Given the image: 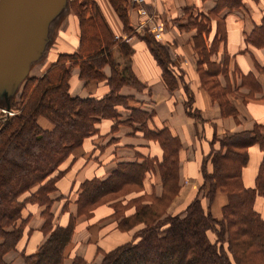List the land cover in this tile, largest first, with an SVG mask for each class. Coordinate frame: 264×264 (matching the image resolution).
I'll return each mask as SVG.
<instances>
[{"label": "trees", "instance_id": "16d2710c", "mask_svg": "<svg viewBox=\"0 0 264 264\" xmlns=\"http://www.w3.org/2000/svg\"><path fill=\"white\" fill-rule=\"evenodd\" d=\"M109 1L123 21L125 30L131 31L129 0ZM242 4L243 0H217L216 9ZM69 5L79 20L77 48L71 52H60L42 75L28 76L19 95V106L13 114L0 119V151L21 137L25 129L34 144H41L48 151L31 155L27 163L29 169L20 177L15 167L7 176L5 186L9 191L0 202V264H11L5 257L11 250L18 251L26 264H64L76 226L75 217L70 216L66 225H54V215L49 211L52 202L49 194L56 189L57 181L64 173L61 164L86 137L98 132L97 125L102 118L114 120L113 130L120 123L131 125L133 132L158 143L162 155L148 154L140 161L119 162L107 177H93L81 184L77 215L89 214L95 206L110 202L119 218L117 226L121 230L144 224L134 231L129 241L103 251L98 264H174L177 260V264H264V214L257 207L258 199L264 198V124L256 123L250 130L226 134L221 138L212 137L201 158L202 183L197 195L182 213L167 212L180 188L181 141L169 127L155 126L152 122L154 112L143 109L133 95L119 93L120 87L126 83L139 89L145 87L128 70L129 66L113 70L107 79L109 91L101 97H80L70 93L71 65L78 64L80 75L87 80L102 79L104 52L109 54L116 40L97 0H69ZM197 16L199 14H192L188 24L197 22L199 30H204L207 21H196ZM144 37L161 68L165 84L174 89L181 76L174 71L166 46L148 28H145ZM246 42L254 47H264V18L246 36ZM197 46L199 54L204 57L207 47L203 42ZM121 47L127 54L131 51L124 43ZM209 65L208 69L201 67V73L216 68H212V63ZM212 84L218 89L223 112L235 113L225 95L227 88L217 82ZM242 84H247L250 89L243 94L244 97L255 96L257 92L264 96L263 85L252 74H247ZM55 89L59 91L58 100L51 97ZM185 106L189 115H196L191 111L190 98ZM11 108H14L13 103ZM42 118L48 121V126L41 123ZM52 138H57L59 143L50 150L48 147L54 144ZM217 140L218 147H215ZM254 144L260 147L263 156L254 185L246 186L243 168L249 160V146ZM147 175H158L163 187L160 195L144 191ZM15 178L19 181L15 182ZM201 190H204L203 196L207 197L208 203L199 195ZM218 190L227 195L221 216L211 209L212 199ZM132 193L134 195L131 196ZM27 202H38L44 206L42 230L48 234L32 253L19 249L27 233V217L23 214ZM87 262L80 255L72 260V264Z\"/></svg>", "mask_w": 264, "mask_h": 264}, {"label": "crops", "instance_id": "0c3cea01", "mask_svg": "<svg viewBox=\"0 0 264 264\" xmlns=\"http://www.w3.org/2000/svg\"><path fill=\"white\" fill-rule=\"evenodd\" d=\"M97 3L116 42L109 54L104 52L102 79L87 80L80 75L78 64L71 65L70 93L80 97H101L109 91L107 79L113 70H123L129 66L128 70L145 87L139 89L126 83L120 87L119 93L133 95L143 109L154 112L152 122L155 126L169 127L181 141L178 171L180 188L168 208L169 213L180 212L197 195L202 183L201 158L209 148L208 141L214 136L221 138L226 134L250 130L256 123L264 124V96L257 92L255 96L244 97L243 94L250 89L247 84H242L245 76L252 74L264 87V47H254L246 42V36L264 18V0H243L239 7L219 10L216 9L217 0H146V7L164 25L159 41L166 46L173 69L181 76L174 89H170L162 78L161 68L144 37L145 30L135 29L137 10L129 6V24L133 29L128 32L109 0H97ZM192 14H199L196 21H207L204 30H199L197 22L188 24ZM68 20L57 28L53 36L51 29L42 54L46 58L45 70L60 52H71L77 48L79 20L72 11H69ZM124 35H129L130 39H122ZM202 42L207 47L204 57L199 54L197 46ZM122 43L130 47L128 54L123 51ZM211 63L212 68H216L201 73V67L208 69ZM206 75L209 78L205 79ZM210 78L219 86L227 88L225 95L235 113L223 112L217 87L205 83ZM188 98L191 99L195 116L187 113L185 102ZM3 115L0 114V119ZM41 123L48 126L44 118ZM113 123L114 120L110 118L99 121L98 132L86 137L61 164L64 173L58 179L56 189L49 194L52 199L49 211L54 215V225H66L70 216L75 217L76 226L64 264H72L76 255L85 257L87 264H98L103 251L129 241L134 231L144 225L138 223L130 230L118 228L119 218L115 216L110 202L95 206L89 214L77 215V199L83 181L107 177L119 162L140 161L148 154L162 155L158 143L133 132L131 125L120 123L113 130ZM214 145L218 147V140ZM262 156L258 145L249 146V160L243 168L246 186L254 185ZM162 188L158 175H147L144 179V191H154L160 195ZM226 202L227 195L218 190L211 202L214 214L221 216V208ZM259 202H264V198H260ZM43 210L44 206L38 202H27L23 210L27 217V233L19 249H25L26 253L36 251L47 238L48 234L42 230L45 222ZM5 257L11 264H26L16 250L9 251Z\"/></svg>", "mask_w": 264, "mask_h": 264}, {"label": "water", "instance_id": "95a60500", "mask_svg": "<svg viewBox=\"0 0 264 264\" xmlns=\"http://www.w3.org/2000/svg\"><path fill=\"white\" fill-rule=\"evenodd\" d=\"M67 0H0V96L6 99L44 52L49 26Z\"/></svg>", "mask_w": 264, "mask_h": 264}, {"label": "rangeland", "instance_id": "374dc122", "mask_svg": "<svg viewBox=\"0 0 264 264\" xmlns=\"http://www.w3.org/2000/svg\"><path fill=\"white\" fill-rule=\"evenodd\" d=\"M69 11H71V8H70V5H69V0H67L66 6L61 9L60 13H58L56 16H54L52 18L50 26H49V31H48L49 35H50V32H51L52 28H53L52 29V32H53L52 36H53L54 33H56V30H57V28L60 25H64V23L69 21L68 20ZM42 54L40 55V57L38 59H36L35 61H33L31 63L29 71H28L26 77L18 84V86L15 88L14 93H12L8 97L7 100L9 102V104H10L9 110L11 111L8 115L13 114L14 113V109L19 106V102H18L19 95H20V92L22 91L25 79L28 76H40L46 71L45 70V64H44L46 58ZM37 60H39V61H37ZM205 79H206V76H205ZM205 83L208 86L209 85L212 86L213 85L212 84L213 83V78L208 79V81H206ZM58 92L59 91L55 89L52 92L51 97H54V98H56L58 100L59 97H60ZM48 100H49V98L46 99V101H48ZM5 101H6V99L4 97L0 96V114L3 113L2 108H4V107L6 108V106H4L5 105ZM12 103H13V107L14 108H11V104ZM191 109H192L191 111H194L193 108H191ZM66 119H67V121H69L67 117H66ZM20 136L21 137H17L16 139H14V141L9 142L0 151V202H1L4 194L9 191V187L5 186V183H6V180H7V176H8V174H10L12 168L15 167V172L20 177V175H22L24 172L28 171L29 166H28L27 163H29V161H30L29 158H30L31 155L37 154V153H41L43 151L48 152L47 149H46L47 147L41 146V144H34L33 143L32 139H31V135H30V133H27L26 129L22 132V134ZM51 140L54 142V144H53V146H49L48 147L49 149L51 147L55 148V146L59 143V140L57 138H52ZM18 142H19V144H17ZM23 142L25 144H24V146H21L20 144H22ZM19 177H17V179ZM16 181L18 182L19 180H16V178H15V182ZM199 195L203 196L204 195V190H201L199 192ZM203 201L205 203H208L207 197L203 196ZM259 201H260V198L257 201V207L260 210L262 209L263 214H264V202L260 203ZM25 206H26V204H25ZM25 206H24V208H25ZM24 208H23V210H24ZM168 208H167V212H169ZM183 211L184 210H182V211L180 210L181 213ZM176 213H178V212H176ZM150 254H152V251H151ZM177 262H178V260L174 264H177Z\"/></svg>", "mask_w": 264, "mask_h": 264}, {"label": "built area", "instance_id": "2783aa9c", "mask_svg": "<svg viewBox=\"0 0 264 264\" xmlns=\"http://www.w3.org/2000/svg\"><path fill=\"white\" fill-rule=\"evenodd\" d=\"M130 6L137 10L139 20L135 25V29L139 31L145 30L148 28L157 39H161L164 31V25L161 21H159L153 12H150L146 7V0H129ZM118 38V35H116ZM124 40H129V35H124L121 37ZM2 111L6 114H9L11 111L2 108Z\"/></svg>", "mask_w": 264, "mask_h": 264}]
</instances>
